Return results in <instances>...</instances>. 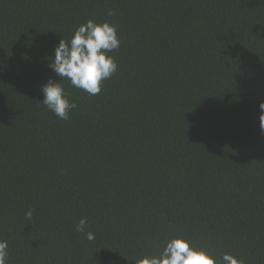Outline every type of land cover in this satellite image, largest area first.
I'll return each instance as SVG.
<instances>
[{
	"label": "trees",
	"instance_id": "1",
	"mask_svg": "<svg viewBox=\"0 0 264 264\" xmlns=\"http://www.w3.org/2000/svg\"><path fill=\"white\" fill-rule=\"evenodd\" d=\"M88 20L120 39L96 96L49 68ZM49 79L68 120L42 103ZM261 102L264 0H0L7 264H138L176 236L264 264Z\"/></svg>",
	"mask_w": 264,
	"mask_h": 264
},
{
	"label": "clouds",
	"instance_id": "2",
	"mask_svg": "<svg viewBox=\"0 0 264 264\" xmlns=\"http://www.w3.org/2000/svg\"><path fill=\"white\" fill-rule=\"evenodd\" d=\"M107 15L113 16L115 12L109 9ZM119 47L120 39L115 24L88 20L74 31L70 41L59 40L53 50L54 56L49 68L59 80H67L72 87L82 90L89 96H96L101 93L103 82L117 71L118 65L110 53ZM58 81L49 79L41 86L44 97L42 103L59 119L68 120L77 104L70 102L68 93ZM259 109L260 128L264 132V102L259 104ZM25 218L32 219L31 209L25 213ZM87 225V219L81 218L75 230L83 233L87 240H94V234L86 231ZM7 260L8 243L0 240V264H7ZM138 264H244V262L228 253L217 256L214 250L197 247L191 240L176 236L167 239L158 253L143 256Z\"/></svg>",
	"mask_w": 264,
	"mask_h": 264
}]
</instances>
